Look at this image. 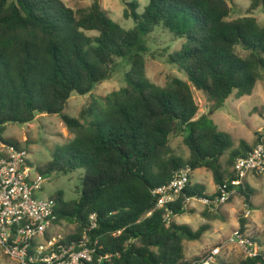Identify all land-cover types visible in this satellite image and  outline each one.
Returning <instances> with one entry per match:
<instances>
[{
    "label": "trees",
    "instance_id": "obj_1",
    "mask_svg": "<svg viewBox=\"0 0 264 264\" xmlns=\"http://www.w3.org/2000/svg\"><path fill=\"white\" fill-rule=\"evenodd\" d=\"M123 1L134 24L128 29L99 0L76 10L63 0H0V144L21 151L3 139L8 123L58 115L73 139L37 171H83L77 198H66L63 190L50 196L58 221L76 223L69 237H80L95 213L97 228L89 234L104 251L118 252V263L189 264L183 241L198 240L209 225L193 230L173 218L167 224L164 210L154 209L152 190L185 167L205 168L216 186L234 187L236 159L264 142L235 146L208 114L197 116L186 81L172 77L163 87L151 82L143 43L157 28L181 40L168 62L220 107L251 95L264 79V25L252 15L231 19L226 0H148L141 11L137 0ZM250 1L249 10L264 9V0ZM119 59L129 62L125 86L82 107L77 117L64 112L71 97L90 94L109 79ZM172 136L183 138L188 158L174 152ZM202 188L187 185L170 205L173 217L187 211L185 195L211 200L218 193L206 197ZM236 194L249 208L253 190L245 180ZM246 222L239 217L240 231ZM234 264H264V252Z\"/></svg>",
    "mask_w": 264,
    "mask_h": 264
},
{
    "label": "rangeland",
    "instance_id": "obj_2",
    "mask_svg": "<svg viewBox=\"0 0 264 264\" xmlns=\"http://www.w3.org/2000/svg\"><path fill=\"white\" fill-rule=\"evenodd\" d=\"M63 1L74 10L86 8L92 3V0ZM99 1L102 8L114 21L127 29L133 27L132 18H127L124 15V10H128L129 7L123 0ZM137 1L140 6L138 9L139 11H141L148 2V0ZM226 1L231 7V19L244 15H252L257 19L260 25H264V9L262 7L249 10L250 0ZM88 34H96V32L91 31L88 32ZM143 44L145 46L146 76L151 82L163 87L172 77H178L186 81L191 86L194 100L198 105L197 116L208 114L220 131L230 135L235 146H237L241 140L249 145H253L256 139L264 142V79L259 80L255 84L251 95L242 98L233 97L219 107V105L207 94L196 90L191 82L188 81L185 73L180 71L177 66L168 62V55L181 47V40L174 39L168 31L157 28L145 38ZM128 68L129 62L126 59L117 60L115 70L112 72L109 79L95 85L90 94L83 96L74 95L71 97L64 112L72 117H77L82 107L89 105L95 99L98 100L101 96H105L125 86V73ZM2 136L3 139L9 143H17L21 151L25 152L30 165L35 169L51 160L56 149L61 148L73 139V134L68 132L61 118L54 114H37L32 122L26 124L8 123ZM170 145L176 154L183 158H188L189 150L183 143V138L181 136H172L170 138ZM3 146V144H0V151L3 150ZM82 174V170H77L68 175H58L54 173L46 176L47 180L44 183L43 190L37 194V197L46 198L58 190H63L66 198H77L78 193L76 188H80ZM190 176L193 180L192 185L203 186L201 189L203 196L211 197L213 195L214 183L212 174L209 170L197 168L191 172ZM254 176L257 178V183L255 185L260 192L258 195L252 196V202L254 205H257L256 208L261 209L262 219L260 221H262L261 223L264 226V203H260L264 201V175L254 174ZM235 195L233 203L241 201V197L237 196V194ZM196 199L199 198L195 197V200ZM258 204L260 206H258ZM205 206L210 208L208 203H206ZM220 206L214 209V211L219 209ZM177 219L180 223H184L181 217ZM224 222V236L228 237L233 228L232 225L233 223H237V219L235 215H231L229 218L225 219ZM73 226L74 224L72 223L67 224V226H65V228H67L66 231L70 230ZM245 231L246 233L250 232L248 229H245ZM255 236L261 243L260 249L264 251L263 232H258ZM223 241L224 240H221L220 243H223ZM259 242H257L258 245ZM224 252L223 249L222 255L218 257L223 264H234L244 259L240 249L236 246H228L226 252ZM0 264H15V262L11 260H1Z\"/></svg>",
    "mask_w": 264,
    "mask_h": 264
},
{
    "label": "built area",
    "instance_id": "obj_3",
    "mask_svg": "<svg viewBox=\"0 0 264 264\" xmlns=\"http://www.w3.org/2000/svg\"><path fill=\"white\" fill-rule=\"evenodd\" d=\"M234 172L236 178L231 183L234 187L226 183L217 185L216 196L211 200L201 198L210 209H216L234 196L248 175H264V144L259 143L245 156L238 157ZM190 175L189 167L180 168L167 184L152 190L156 200L154 209L164 210L163 219L167 224L173 218L170 205L191 184ZM46 180L45 175L30 165L25 152L13 146H3L0 151V261L11 260L15 264H120L117 262L118 252L104 251L98 238L92 239L89 234L97 228L95 213L89 215L88 226L80 237H69L75 233L76 223L66 231L65 226L69 223L58 221L56 202L50 196L37 197ZM185 198L183 204L195 199L186 195ZM249 214L247 209L244 216ZM228 246L238 247L244 259L255 257L262 251L250 233L237 228L223 243L212 246L189 264H223L218 257Z\"/></svg>",
    "mask_w": 264,
    "mask_h": 264
},
{
    "label": "crops",
    "instance_id": "obj_4",
    "mask_svg": "<svg viewBox=\"0 0 264 264\" xmlns=\"http://www.w3.org/2000/svg\"><path fill=\"white\" fill-rule=\"evenodd\" d=\"M192 181L193 180L191 178V184ZM245 182L253 190V195H258L260 191L257 189L255 185L257 183V178L254 176V174L248 175L245 179ZM216 187L217 186L214 184L213 187L214 192L216 190ZM235 196H232L228 203L223 204L222 206H220L219 209L215 211L214 210L211 211L210 208L205 206V202H203L201 198L196 200L192 199L185 204V207L187 208L186 212H183L173 217V220L176 223L188 225L193 230L198 229L203 224L209 225V228L206 231H204V233L201 235V237L198 240L183 241L185 261H188L189 263L190 261L198 258L203 252H205L212 246L219 244L221 240H225L227 236H224V231H225L224 220L229 218L231 215H235L237 219V223H233L232 225L233 228L231 232L234 229L239 228V217L243 216L244 219H246L247 221L245 225V229H248L250 231L249 233L255 239L256 242H259L255 234H257L258 232L259 233L263 232L264 234V226L261 223L262 221H260L262 219L260 212L261 209L256 208L257 205L256 204L254 205V203L252 202V197H251V205L249 206V208L245 207L246 205L243 201V198L238 194L237 196L241 197V201H237L236 203H233ZM260 203H264V201H261ZM258 206L260 205L258 204ZM247 209H249L250 214L247 217H245L244 212ZM178 217H181L184 223H180L177 219ZM259 245H261L260 242ZM261 252L264 251L262 250Z\"/></svg>",
    "mask_w": 264,
    "mask_h": 264
},
{
    "label": "bare ground",
    "instance_id": "obj_5",
    "mask_svg": "<svg viewBox=\"0 0 264 264\" xmlns=\"http://www.w3.org/2000/svg\"><path fill=\"white\" fill-rule=\"evenodd\" d=\"M216 191V190H215Z\"/></svg>",
    "mask_w": 264,
    "mask_h": 264
}]
</instances>
